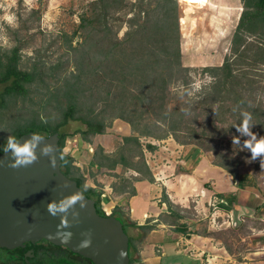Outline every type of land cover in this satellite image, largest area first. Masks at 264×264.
<instances>
[{
  "label": "trees",
  "instance_id": "1",
  "mask_svg": "<svg viewBox=\"0 0 264 264\" xmlns=\"http://www.w3.org/2000/svg\"><path fill=\"white\" fill-rule=\"evenodd\" d=\"M105 1L96 0L94 4H101L104 9ZM242 2L243 11L230 53L221 65L202 69L212 79L192 93L191 68L181 62L177 0L159 1L147 11L143 23L128 31L123 40L110 39L109 45L103 43L111 32H98L91 25L83 42L69 44L72 57L66 66L60 63L48 67L35 61L31 69H23L19 43L9 53H0V83L5 84L0 107L8 104V97L25 99L36 92L45 110L40 118L15 123L13 136L19 140L29 132L44 135L58 132L62 171L95 200L97 212L102 216L116 215L117 208L110 214L104 210L102 190L87 184L75 158L64 149L68 137L77 134L92 143L117 118L128 122L133 133L124 136L113 153L106 152L101 144L96 145L92 165L99 170L112 171L122 165L153 181L141 138L173 136L179 143L196 144L212 151L215 163L237 178L239 167L252 155L243 147L250 136L237 130L245 114H251L250 127L253 133H258L257 138L264 136V0ZM61 65L65 67L55 75ZM49 76L53 77L52 82L47 81ZM72 121L82 126L70 132L67 126ZM233 137L239 138V144L232 143ZM5 145L6 140L0 139L1 153ZM147 146L156 148L152 144ZM126 187L129 195L136 193L129 180L113 184L115 192ZM163 196L168 208L176 207L173 213L181 217L182 208L166 194ZM138 227L151 229L149 225ZM129 241L133 264L140 256L136 240L130 237Z\"/></svg>",
  "mask_w": 264,
  "mask_h": 264
},
{
  "label": "crops",
  "instance_id": "2",
  "mask_svg": "<svg viewBox=\"0 0 264 264\" xmlns=\"http://www.w3.org/2000/svg\"><path fill=\"white\" fill-rule=\"evenodd\" d=\"M125 124L124 136H129L131 125ZM69 139L72 142L64 151L75 158L87 184L102 190L103 206L111 211L117 208L116 215L129 225L128 235L136 240L138 255L146 264H264V224L257 228L244 223L247 215L264 222L262 208L256 205L259 194L253 174L235 178L215 163L212 151L179 143L173 136L143 137L145 158L154 178L150 181L122 165L112 171L92 165L97 144L108 153L116 151L110 134L97 135L92 143L78 134L69 136L67 143ZM148 144L156 148L150 149ZM78 147L88 149L85 158ZM124 180L132 182L134 195H129V187L114 191L113 184ZM164 194L182 208L181 217L173 213L176 207L168 208ZM143 225L151 229L138 227ZM238 226L249 231L239 233V239L224 236Z\"/></svg>",
  "mask_w": 264,
  "mask_h": 264
},
{
  "label": "rangeland",
  "instance_id": "3",
  "mask_svg": "<svg viewBox=\"0 0 264 264\" xmlns=\"http://www.w3.org/2000/svg\"><path fill=\"white\" fill-rule=\"evenodd\" d=\"M95 1L27 0L26 3L25 0H0V53H9L19 43L20 67L23 69H31L35 61L48 67L60 63L66 66L72 57L68 51L69 44L72 42L75 46L83 42L91 25L94 24L98 32H111L103 43L109 45L110 39L123 40L128 31L143 23L147 18V11L161 0H106L104 9L101 4H94ZM177 3L181 62L182 66L191 68L189 78L192 82V93L212 79L202 69L205 66L221 65L225 56L230 53L231 40L243 11V2L177 0ZM65 66H59L55 75H59ZM69 69H73L72 63H69ZM47 81L52 82L53 77L49 76ZM196 84L199 88L193 87ZM4 90L5 84L0 83V94ZM38 95L32 92L25 99L7 98L8 104L0 107V139L6 140L9 132L13 136L16 124H24L34 117L40 118L44 115L45 110L40 106ZM125 122L120 118L114 119L105 132L111 135L116 146L123 142L120 138L126 132ZM80 126V122L72 121L67 130L72 132ZM70 139L67 144L72 142ZM77 149L82 151L81 155L85 158L84 151L88 149ZM260 159L258 157L255 161L242 164L238 177L243 173L253 174L257 185L256 192L259 194L256 205L262 208L260 216L264 217V169L260 166ZM247 217L244 222L246 224L257 225V228L264 224L255 216ZM236 229H229L223 234L227 238L239 239V233L249 231L243 226ZM129 230V225H125L127 234Z\"/></svg>",
  "mask_w": 264,
  "mask_h": 264
},
{
  "label": "water",
  "instance_id": "4",
  "mask_svg": "<svg viewBox=\"0 0 264 264\" xmlns=\"http://www.w3.org/2000/svg\"><path fill=\"white\" fill-rule=\"evenodd\" d=\"M32 135L42 137L35 147L38 159L27 166L9 167L14 160L11 153L0 154V246L12 248L25 241L35 242L47 239L56 245H65L73 252L87 257L94 264H132L129 255L130 237L124 223L116 215L102 216L97 212L95 200L80 188L77 182L61 169L63 154L59 133L49 135L29 132L20 137L21 144ZM19 139V140H20ZM46 145H52L49 155H43ZM55 155V167L50 157ZM81 191L86 207L79 202L75 210L79 212L78 223L71 214L69 228L60 231L71 232L68 240L57 236L60 216H52L47 204L53 199ZM91 234V245L81 248L80 242ZM147 234V232H145ZM124 252L123 258L120 257ZM137 264H146L141 258Z\"/></svg>",
  "mask_w": 264,
  "mask_h": 264
},
{
  "label": "clouds",
  "instance_id": "5",
  "mask_svg": "<svg viewBox=\"0 0 264 264\" xmlns=\"http://www.w3.org/2000/svg\"><path fill=\"white\" fill-rule=\"evenodd\" d=\"M27 3V0H25ZM194 88H199V85H193ZM250 121H251V114H245L244 119L242 123L237 126V130L240 131L244 135H249L250 139L246 140L244 143V148H247L251 151L252 155L248 159V162H252L257 160V158L260 159V166L262 169H264V136H260L257 138L258 133H253L251 131L250 127ZM42 139V137L32 135L31 138H28L21 144V139L17 140L12 134L9 132V135L6 139V145L3 149V152L5 154L11 153L12 157L15 159L9 162V167L12 168H18L21 166H27L29 164L34 163L38 157L35 152L36 143ZM232 143L239 144V138L233 137ZM52 145H46L42 151L43 155H49V152L52 150ZM52 166L55 167V155L50 157ZM79 202L80 207H86V201L84 199V196L82 195V192L76 191L74 193L64 195L60 199H53L47 204V211L52 216H60V224L58 227V232L56 233L57 236L62 237L64 240H68L71 238L72 233L67 232L66 234L61 229L69 228L71 225V222L68 219V214L71 211V214L76 219V222L78 223V217L79 212L75 210V205ZM86 235L88 238L82 240L80 244L78 245L81 248H86L91 245V234L86 233L83 234ZM124 252L121 251L120 257L123 258Z\"/></svg>",
  "mask_w": 264,
  "mask_h": 264
},
{
  "label": "flooded vegetation",
  "instance_id": "6",
  "mask_svg": "<svg viewBox=\"0 0 264 264\" xmlns=\"http://www.w3.org/2000/svg\"><path fill=\"white\" fill-rule=\"evenodd\" d=\"M121 221L123 222L122 219ZM139 260L140 259L135 260L133 264H137ZM0 264L94 263L91 259L73 252L65 245H56L47 239H41L35 242L25 241L21 245L12 248H5L0 246Z\"/></svg>",
  "mask_w": 264,
  "mask_h": 264
},
{
  "label": "built area",
  "instance_id": "7",
  "mask_svg": "<svg viewBox=\"0 0 264 264\" xmlns=\"http://www.w3.org/2000/svg\"><path fill=\"white\" fill-rule=\"evenodd\" d=\"M104 210H105L108 214L112 213L111 210H108V209H106L105 207H104Z\"/></svg>",
  "mask_w": 264,
  "mask_h": 264
}]
</instances>
